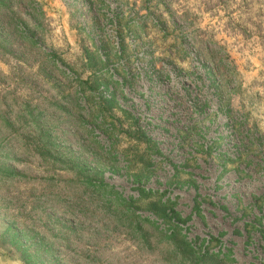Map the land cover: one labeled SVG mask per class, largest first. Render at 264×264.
<instances>
[{
    "label": "rangeland",
    "instance_id": "obj_1",
    "mask_svg": "<svg viewBox=\"0 0 264 264\" xmlns=\"http://www.w3.org/2000/svg\"><path fill=\"white\" fill-rule=\"evenodd\" d=\"M0 166V264L9 223L53 264H264V0H0Z\"/></svg>",
    "mask_w": 264,
    "mask_h": 264
},
{
    "label": "trees",
    "instance_id": "obj_2",
    "mask_svg": "<svg viewBox=\"0 0 264 264\" xmlns=\"http://www.w3.org/2000/svg\"><path fill=\"white\" fill-rule=\"evenodd\" d=\"M94 75L95 74H93V76ZM94 82H98V81L95 79ZM88 88H92V87L89 86ZM96 112L98 116L102 115V112L101 110H99V108L96 110ZM102 120H103L102 122L105 121V119ZM135 138L141 143H144L146 149L152 150L155 153L159 152L156 142L143 129L137 128ZM47 153H52V152L49 150L47 151ZM49 156L53 158L54 162H58L60 164L62 163L60 154L57 151L53 150V154ZM61 166H62L61 168L63 169L65 168L68 171H72L75 177L80 179L85 185L91 187L92 189L107 190V188L110 187L108 183L104 182V179L102 178V172L101 171L96 172V170L93 167L77 165L74 159L68 160L67 163L64 162L63 165ZM12 173L14 174V171H12L11 169L2 168L0 166V177L3 176L6 177L9 175L11 176ZM93 175L94 176L96 175V177H94ZM138 178L139 175H134L135 180H137ZM145 193H150V191L148 190L145 191L144 189H138L139 195ZM115 199H116V204L123 210L124 213L130 210L131 203L128 199L124 198L122 195L118 193H116ZM222 208L226 210L224 207ZM193 210L199 213V204L196 201H195V205L193 206ZM156 215L164 223L168 224L167 227L168 234L166 238H168L169 240H173L174 242L177 236L176 228H178L179 225L185 223L188 220V218L185 219L181 217L180 213L176 211L172 205H168L167 207L162 208V211L160 212L157 211ZM136 227L137 230L140 229L139 222L136 223ZM1 238L6 242L7 245H9L11 248L16 250V252L19 254L21 261L24 264H53V260L46 259L47 251L44 246L43 238H38L34 242L25 244L28 241L27 239L32 240V238L28 236V231L24 230L23 228L15 229L11 223L6 224V227L1 234ZM181 238L182 241L179 243L177 241V245L179 246V248L180 247L183 248L186 254L193 255L194 258L198 259L199 261L208 256L209 252L206 249V246L205 248L202 249V246L205 245L206 243V239H199V238L196 239L198 243V247L196 246L194 248L193 245H191L189 242L186 241L185 237H181ZM262 238L264 240V236H262ZM22 239H26L27 241L22 243L21 241ZM211 254L213 255V253ZM216 254L219 255L220 251H218V253ZM223 256L226 257L227 255L223 254Z\"/></svg>",
    "mask_w": 264,
    "mask_h": 264
}]
</instances>
